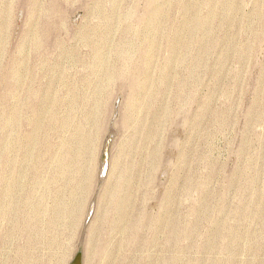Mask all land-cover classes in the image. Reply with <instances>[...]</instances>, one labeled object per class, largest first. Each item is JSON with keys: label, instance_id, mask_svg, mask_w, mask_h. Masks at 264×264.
<instances>
[{"label": "rangeland", "instance_id": "rangeland-1", "mask_svg": "<svg viewBox=\"0 0 264 264\" xmlns=\"http://www.w3.org/2000/svg\"><path fill=\"white\" fill-rule=\"evenodd\" d=\"M79 251L264 264V0H0V264Z\"/></svg>", "mask_w": 264, "mask_h": 264}, {"label": "bare ground", "instance_id": "bare-ground-1", "mask_svg": "<svg viewBox=\"0 0 264 264\" xmlns=\"http://www.w3.org/2000/svg\"><path fill=\"white\" fill-rule=\"evenodd\" d=\"M224 7H226V5H224ZM226 9V8H225ZM192 13V16L189 18V24H191L192 20L196 19L197 20V24L200 25V28H203V27H206L208 25V21L205 17H196L197 15V12L194 11V12H191ZM196 27V26H195ZM194 28V27H193ZM102 61V59L100 60ZM68 121L65 119L60 127L61 130H65L68 128V124H66ZM49 153V157L50 158H54L56 161H57V171L59 173H62L64 174L67 170H68V167H69V158H72V154H73V149H70L69 145L67 143H63L62 146H61V151L60 152H56L54 150V148H52L50 151H48ZM104 166L102 168V173H103V176H105V173L107 172L106 169H107V165H108V157L106 158V160L103 162ZM38 181V184L39 186H44L45 185V182H42L41 180H37ZM126 183V188L128 187V181H125ZM45 194V193H44ZM48 194V192H47ZM46 194V195H47ZM121 195V197H120ZM118 197H117V200H118V203H117V206L120 207V205L122 204L123 202V198L125 197H122V194H120ZM89 207V206H88ZM93 207L94 205H91L90 207V214L92 213L93 211ZM73 212H76L75 210L71 211V215L73 214ZM34 213V216H38L39 215V211L36 210V211H33ZM59 216H60V212H58ZM34 218H37V217H34ZM53 223V218H51V221H50V225H52ZM85 228V227H84Z\"/></svg>", "mask_w": 264, "mask_h": 264}, {"label": "water", "instance_id": "water-1", "mask_svg": "<svg viewBox=\"0 0 264 264\" xmlns=\"http://www.w3.org/2000/svg\"><path fill=\"white\" fill-rule=\"evenodd\" d=\"M111 142V137L107 140L106 146H105V151H104V158H103V162L106 160V158L108 157V149H109V145ZM72 264H82V253L81 251H79L76 256L75 259L73 260Z\"/></svg>", "mask_w": 264, "mask_h": 264}]
</instances>
